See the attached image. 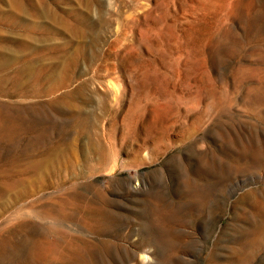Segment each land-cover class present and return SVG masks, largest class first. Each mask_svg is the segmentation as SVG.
Segmentation results:
<instances>
[{"label": "rangeland", "instance_id": "obj_1", "mask_svg": "<svg viewBox=\"0 0 264 264\" xmlns=\"http://www.w3.org/2000/svg\"><path fill=\"white\" fill-rule=\"evenodd\" d=\"M17 1L0 264H264V0Z\"/></svg>", "mask_w": 264, "mask_h": 264}, {"label": "bare ground", "instance_id": "obj_2", "mask_svg": "<svg viewBox=\"0 0 264 264\" xmlns=\"http://www.w3.org/2000/svg\"><path fill=\"white\" fill-rule=\"evenodd\" d=\"M56 1V0H55ZM9 2H10V5H8V6H10V8H9V10H10V12L8 13V19L10 20V21H7V23H8V25H10V26H12V27H15L16 25H14L16 22L15 21H13V18H14V15H21V14H26V13H28V12H33V13H35V14H39V15H43V14H46L47 13V11H50V14H53L54 16H56V14H55V11H51V10H49L48 8H42V7H39L38 5H37V7L35 6V5H24L23 3H21L20 1H17V0H9ZM44 2V1H43ZM46 2H47V0H46ZM57 2V1H56ZM35 3H36V1H35ZM45 3V2H44ZM37 4V3H36ZM52 12V13H51ZM73 12L75 13L76 12V10L75 9H73L72 10V8H71V10H70V12L69 13H67L66 12V15H68V16H71V19H72V14H73ZM136 13V12H135ZM78 14L79 13H77V14H74V17H76V15H77V17H78ZM81 15V14H80ZM79 15V16H80ZM50 16H52V15H50ZM73 17V18H74ZM77 17H76V19H77ZM53 18V17H52ZM59 19V18H58ZM76 19H74V20H76ZM78 19H80V18H78ZM77 19V20H78ZM0 20H1V17H0ZM18 20V19H17ZM57 20V16H56V18H55V21ZM37 22V21H36ZM36 22L34 23V24H36ZM77 22H79V20L77 21ZM22 23V22H21ZM30 23H32V22H30ZM40 23V22H39ZM23 25V24H22ZM7 26V25H6ZM32 26H33V24H32ZM31 26V27H32ZM37 26V25H36ZM43 26H45V25H43ZM71 27V26H70ZM18 28V27H17ZM37 28V27H36ZM10 29V28H9ZM32 29V28H31ZM37 30H35V32H36ZM1 39V38H0ZM6 40H8V41H10L9 39H6ZM26 41H27V39H26ZM16 42V41H15ZM14 43V42H13ZM23 43H24V41H23ZM26 43V42H25ZM28 43H29V40H28ZM47 48V47H46ZM48 48H50V47H48ZM25 49V48H24ZM25 50H27V49H25ZM34 50H36V49H34ZM44 50H45V48H44ZM41 51V50H40ZM32 52V51H31ZM35 52H37V51H35ZM43 52V51H42ZM45 52H47L46 50H45ZM41 53V52H40ZM39 53V54H40ZM29 55V57L31 56L30 55V53L28 54ZM34 55H35V53H34ZM32 56H33V54H32ZM66 56V55H65ZM35 57V56H34ZM39 57H40V55H39ZM33 58V57H32ZM36 58V57H35ZM26 57H24V58H14V59H11V60H8V58H6V57H4L2 54H1V52H0V90H6L7 88H6V83H8V84H11V87L10 88H12L14 91H19V92H23V93H25V92H27V91H29V89H31V87L33 86V85H31L30 86V83L32 82V80H31V76H32V71H33V65L32 64H29L28 62H26ZM29 60V59H28ZM8 61H11L10 63H11V65H14V67L12 66V69L11 70H9L8 68H7V66H8ZM50 61V60H49ZM47 61L48 63H46V65H45V69H47V68H51L53 71H50V70H46L45 72H44V75H42L41 74V72L42 71H40L39 72V74H37V77H35V79H34V84H36L37 82L39 83V82H41L42 80H44V81H54V79H56L55 77H56V75H57V70L55 71L54 70V68H53V65H55L56 63H54V62H56L57 60L55 59V60H53V61ZM62 61V60H61ZM7 63V64H6ZM16 64H20V66H17ZM10 67V66H9ZM64 67V66H63ZM63 71V70H62ZM11 73V74H10ZM9 74V77L7 76ZM60 74V73H59ZM58 76V75H57ZM60 76V75H59ZM61 79V77H58V79ZM71 79V78H70ZM58 81V80H57ZM60 83L61 82H64V79L63 80H60L59 81ZM69 82V81H68ZM42 83H43V81H42ZM56 83V82H55ZM53 84H54V82H53ZM64 84V83H63ZM68 84V83H67ZM50 85V84H49ZM48 85V86H49ZM60 85V84H59ZM59 85H51L50 87H45V88H43V87H37V85H35L36 86V91H40V93L41 92H48V93H53L54 94V91H56V90H58V88H59ZM34 87V86H33ZM35 88V87H34ZM38 89V90H37ZM1 92H4V91H1ZM6 93H9L8 91L6 92ZM30 93V92H29ZM39 93V94H40ZM11 94V93H10ZM17 94V93H16ZM26 94V93H25ZM36 94V93H35ZM43 94V93H42ZM71 94V93H70ZM37 95V94H36ZM47 95V94H46ZM49 95V94H48ZM5 96V95H4ZM22 96V95H21ZM23 96H25V95H23ZM22 96V97H23ZM44 96H45V93H44ZM54 96V95H53ZM8 97V96H7ZM15 97V96H14ZM20 97V96H19ZM25 97H27V96H25ZM56 97V96H55ZM65 97V96H64Z\"/></svg>", "mask_w": 264, "mask_h": 264}]
</instances>
